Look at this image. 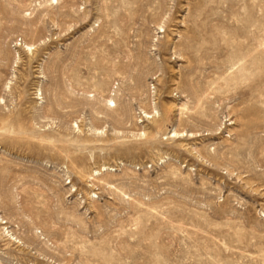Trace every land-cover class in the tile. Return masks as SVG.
<instances>
[{
    "label": "rangeland",
    "instance_id": "1",
    "mask_svg": "<svg viewBox=\"0 0 264 264\" xmlns=\"http://www.w3.org/2000/svg\"><path fill=\"white\" fill-rule=\"evenodd\" d=\"M0 264H264V0H0Z\"/></svg>",
    "mask_w": 264,
    "mask_h": 264
},
{
    "label": "bare ground",
    "instance_id": "2",
    "mask_svg": "<svg viewBox=\"0 0 264 264\" xmlns=\"http://www.w3.org/2000/svg\"><path fill=\"white\" fill-rule=\"evenodd\" d=\"M28 45V44H27ZM29 46V45H28ZM32 46V45H31ZM28 49H32V48H30V47H28ZM112 101V100H111ZM177 133H179V132H175V134H177ZM180 134V133H179Z\"/></svg>",
    "mask_w": 264,
    "mask_h": 264
}]
</instances>
